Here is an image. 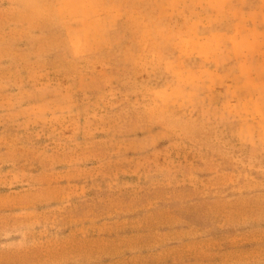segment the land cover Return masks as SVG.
Segmentation results:
<instances>
[{
    "label": "rangeland",
    "instance_id": "374dc122",
    "mask_svg": "<svg viewBox=\"0 0 264 264\" xmlns=\"http://www.w3.org/2000/svg\"><path fill=\"white\" fill-rule=\"evenodd\" d=\"M151 1L0 0V264H264V153Z\"/></svg>",
    "mask_w": 264,
    "mask_h": 264
},
{
    "label": "crops",
    "instance_id": "0c3cea01",
    "mask_svg": "<svg viewBox=\"0 0 264 264\" xmlns=\"http://www.w3.org/2000/svg\"><path fill=\"white\" fill-rule=\"evenodd\" d=\"M110 1L99 0V9L111 7ZM155 1L161 10L157 25H162L157 40L170 42L166 55L170 51L174 68L207 71L216 87L219 76L220 97L227 106H234L229 121H238L242 141L263 154L264 0H152L153 10ZM117 8L122 15L115 35L122 36L129 23L125 6ZM171 34L177 37L171 38Z\"/></svg>",
    "mask_w": 264,
    "mask_h": 264
}]
</instances>
